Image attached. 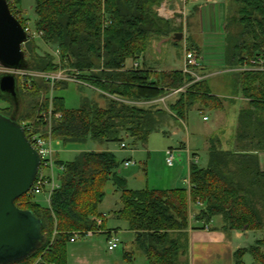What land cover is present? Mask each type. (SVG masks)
<instances>
[{
  "label": "trees",
  "instance_id": "obj_1",
  "mask_svg": "<svg viewBox=\"0 0 264 264\" xmlns=\"http://www.w3.org/2000/svg\"><path fill=\"white\" fill-rule=\"evenodd\" d=\"M161 1H36L35 26L44 32L48 44L57 46L61 58L57 62L51 52L40 54L36 40H32L25 49L28 69H96L93 84L107 98L105 106L84 99L78 109H66L64 98L55 96V109L63 114L53 125L55 139L64 143L90 138L122 143L125 136H130L135 142H147L149 135L168 120H185L195 106L202 111L224 109V99L212 93L206 79L197 81L194 75L181 70L126 69L127 60L142 57L153 40L171 38L182 31L158 15L155 5ZM234 1L240 6L236 19L239 32L234 46L228 48L227 60L233 62L230 66L242 67L248 59L260 56L264 60V0ZM227 20L226 30L233 36L227 28L234 18ZM68 84L58 83L54 90ZM239 86L241 94L249 99V107L239 114L238 149L224 150L219 139H211L208 165H190V189H128L127 180L118 172L122 161L111 150L83 151L74 160H58L64 168L62 181L52 193L49 206L36 202L30 194L16 201L20 208L32 210L41 219L46 240L29 257L10 264H67V243L73 233L98 230L94 217L103 219L98 206L109 181L122 191L123 208L117 216L128 221L136 235L135 244L149 264H190L193 220L205 228L221 216L226 231L264 230L257 207V202L264 200V170L255 153L264 150V70L241 71ZM180 88L186 91L168 109L139 104L153 102ZM51 90L44 81L30 90L21 87L23 104L18 121L35 119L39 109L49 103ZM13 110L14 106L3 113L11 115ZM191 204L198 206L193 219ZM104 225L103 219L101 227ZM247 253L256 263L264 264V238L236 250L234 264H246ZM125 257L126 264H133V253Z\"/></svg>",
  "mask_w": 264,
  "mask_h": 264
},
{
  "label": "rangeland",
  "instance_id": "obj_2",
  "mask_svg": "<svg viewBox=\"0 0 264 264\" xmlns=\"http://www.w3.org/2000/svg\"><path fill=\"white\" fill-rule=\"evenodd\" d=\"M36 1L37 0H20L19 4H17L25 18L30 19L33 25H35L38 19L35 12ZM232 1L231 9L225 17L222 16L219 10L220 5L215 8L211 7L212 14L210 13V17L213 19L212 28L210 29V26H207L203 35L196 34L193 37V42L201 46V52L191 46V42L186 40V38L175 43L171 37L153 40L144 56L150 54L156 48L158 49V44L156 48L153 46L156 42L158 43V41L168 39L169 46L162 48V50L167 51L169 49L171 56L178 58V61L182 62V58L185 57V49L188 47L195 50L197 55H199L200 65L205 62L208 66L207 73H214L217 70H222L228 65V48L234 46L236 43L234 41L237 39L239 32V25L236 19H238L239 16L238 11L240 6H238L234 0ZM229 17L234 18L233 23H230V28H227L232 31L233 36L228 34V31L223 25L225 23L223 21L224 18L228 23L227 19ZM36 42L39 46L40 54H45L47 52L54 54V51L57 50V46L48 44L43 38L37 39ZM164 54H162V57H167L166 53ZM228 62H230V60H228ZM231 76L233 75L231 74ZM227 77L228 76L222 77V75H216L210 77L208 81L212 89L216 92H224L225 94L233 95V86L230 84L232 78ZM39 82L41 81L39 80L36 83L38 84ZM172 92H174V90L170 91L167 95ZM18 94L19 97L15 100L0 91V112L13 109V104L15 103L21 102V105L23 104L19 82ZM54 95L64 98L66 109H78L84 99L95 100L101 106H105L107 103V98L102 96L99 91L73 82H70L65 88L54 90ZM164 98L165 96L155 101H164ZM151 103L154 104L156 102ZM167 103L169 102L167 101ZM229 105L230 108L227 114L228 120L226 125L223 126V128H225H222V130H224L223 134L220 129L219 131L215 130L216 134L211 131V135L214 134L212 136L213 139H224V148L233 150L235 148L234 144L237 131L235 130V125L234 128H232V125L234 123L238 124V112L239 108L242 106V102L237 100L235 104ZM158 107L164 108L165 106L163 107L162 104H158ZM202 117L203 113H200L197 109H192L189 111L185 120H172L170 124H163L159 129L152 132L147 142H135L132 137L125 136L123 142L127 144L126 148H123L120 142H101L92 138L84 142L68 143L54 139L52 143L55 152L53 170L46 169L45 172L48 175H54L56 184L60 185L63 170L58 164V160H74L76 156L83 151L111 150L115 152L119 161H123L125 158H131L132 164L130 166L125 167L124 162H122L118 170L119 175L127 180L128 189H187L189 188V184L185 182V177L188 178L190 171L186 173L187 171L182 169L179 160V154L185 152L183 146L189 144L191 141L190 147L200 153L199 165L201 167H206L209 163V156L204 149V143L208 133L207 130L213 127V119L205 122ZM249 144L254 147V144ZM170 149L174 150L176 156L175 163L172 166L168 165L166 160L167 151ZM182 172L183 175L181 176L180 185L176 187V185H173V181H175L176 177L182 174ZM104 191L105 196L98 206V213L104 215L103 219L105 220V227H107V229H112V231L117 230V234L121 239L120 245L115 250L110 251L108 248L107 232H97L93 236L79 237L76 242L70 241L67 243V264H123L122 262L126 261L125 254L128 252L135 253V257L137 258L136 264H149L146 256L139 251L135 244V235L131 232L128 221L117 216V212L123 208L122 191L118 189L112 181L107 183ZM34 200L45 207L50 205L46 192L36 194ZM194 205L195 204H191L192 211H194ZM257 207L261 211L264 220V200L263 203L257 202ZM193 215L194 214L191 215L192 219L194 218ZM217 218L218 216L215 217V220ZM255 236L258 239L264 238V230L248 233V236L245 238L247 239L246 244L248 247L255 244ZM244 261L246 264H258L254 261L250 253L245 255Z\"/></svg>",
  "mask_w": 264,
  "mask_h": 264
},
{
  "label": "crops",
  "instance_id": "obj_3",
  "mask_svg": "<svg viewBox=\"0 0 264 264\" xmlns=\"http://www.w3.org/2000/svg\"><path fill=\"white\" fill-rule=\"evenodd\" d=\"M232 3H233L232 0H162L158 5L155 6V10L160 17L170 20L175 27L181 28L182 31L180 32L184 33L183 39L186 38V40L191 42V46L195 47L199 52H201L202 51L201 46L193 42V37L196 34L203 35L207 26H210V29L212 28L213 19L210 17V13L212 14L211 7L215 8L216 6L220 5L219 10L222 16L225 17V15H228ZM223 21L225 22L223 25L226 29L227 21H225V18ZM168 41H169L168 39H163L161 41H158V43L156 42L153 46L156 48L158 44V49L156 48L150 54H147L145 56L143 55L142 57L136 60L133 59L127 60L125 65L126 69H132L135 62H138L140 64L141 69L146 68V69H151L153 71H174V70L184 71L185 57H183L182 62H180L178 61V58H176L175 56H171L169 49L167 51L162 50V48H166L167 46H169ZM164 53H166L167 57L165 56L162 57V54ZM227 63L228 65L225 66L222 70H217L214 73H207L208 66L205 64V62H203L198 68H195V73L200 75L202 79H206L207 81L210 77H214L216 75H222V77L228 76L227 78L231 77L232 81L230 84H232L234 91L233 95H228L225 94L224 92H216L214 89H212L211 85L209 84L212 93L224 99V104H225L224 109L218 111H211V110L202 111L200 110L199 106H195L193 108L199 110L200 113H203V117H202L203 121L208 122L211 119H213V124H212L213 127L207 130L208 133L204 143V149L206 150L208 156H209L210 141L211 139H213L212 136L214 135V134L211 135V131L215 133V130L219 131L221 129V133L223 134L224 130H222V128L223 126L226 125V122L228 120L227 114L230 108L229 104H235L237 100L242 102V106L239 108V112H238V124L234 123L232 125V128H234L235 125L236 131L239 125V114L241 110L249 107V99L245 98L241 94L240 86H239V73L244 70H242V67L229 66L230 63H233L232 61L228 62L227 60ZM231 74L233 76H231ZM185 91L186 89L178 93H170L169 95L165 96L164 101L159 100L153 102H156L154 104L157 105L162 104L163 107L165 106L164 109H168L169 108L168 106L173 104L179 98L180 94ZM167 101L169 103H167ZM139 104L148 106L152 103L140 102ZM205 117L207 119H205ZM172 120H179V119L176 118V119H171L170 121L168 120L166 124H170ZM219 140L221 142L222 148L224 150H228L224 148V144H223L224 139L223 140L219 139ZM190 144L191 141L189 142V144L187 145L185 144L183 146L185 152L179 154L181 167L182 169L187 171L186 173H189L190 165L192 164V162L198 163L200 158L199 155L200 153L197 150L192 149L190 147ZM234 146L235 148L233 150H237L238 149L237 141H235ZM255 153L258 156L261 169L264 170V150ZM129 160L131 161V158H125L122 161L124 162L125 167H127L125 164L126 161ZM182 175L183 172L182 174L176 177L175 181H173V185L179 187L178 185H180ZM185 182H188L189 184L188 189H190L189 176L188 178L185 177ZM194 206L195 207H193L194 208L193 214L198 209L197 208L198 206L196 205ZM105 225L102 229L106 231L112 230V229H107ZM223 225L224 223L221 216H218L216 220L214 218L212 223L210 225H207L205 228H203L202 227L203 225L200 222H197L196 220L192 222V228L190 229V252H189L190 264H234V256H233L234 252L239 248L248 247L246 244L247 239L245 238L246 236H248L249 232H255V231H237V230L226 231L223 229ZM131 232L135 235V232H133L132 230ZM256 240H258L257 237L255 241ZM133 255H134L133 264H136L137 258L135 257V253H133ZM122 263L126 264L127 260Z\"/></svg>",
  "mask_w": 264,
  "mask_h": 264
},
{
  "label": "water",
  "instance_id": "obj_4",
  "mask_svg": "<svg viewBox=\"0 0 264 264\" xmlns=\"http://www.w3.org/2000/svg\"><path fill=\"white\" fill-rule=\"evenodd\" d=\"M183 32L173 40L181 41ZM28 36L13 14L8 0H0V64L6 68L28 69L23 44ZM18 77L0 75V91L18 99ZM21 102L11 115L0 112V264L19 262L29 257L46 240L42 221L32 210L22 209L16 201L28 194L37 178L41 157L18 121Z\"/></svg>",
  "mask_w": 264,
  "mask_h": 264
},
{
  "label": "built area",
  "instance_id": "obj_5",
  "mask_svg": "<svg viewBox=\"0 0 264 264\" xmlns=\"http://www.w3.org/2000/svg\"><path fill=\"white\" fill-rule=\"evenodd\" d=\"M9 4L12 5L14 10V15L20 20H23L22 23L24 30L28 36V40L23 44L24 50L26 49V45L28 42L32 40H37L43 38L44 32L38 30L35 25L30 21V19L25 18L21 10H19L18 5L15 0H8ZM56 58L57 62H60L61 52L57 48L53 54ZM200 66L199 63V55H197L196 51L192 48L185 49V69L184 72L191 73L194 75L195 79L202 80L201 76L195 73V68ZM133 69H140V64L135 62ZM242 70L251 71V70H264V60L259 56L254 59H248L244 66H242ZM97 72L96 69H79L75 67H67L60 68L57 71H39L33 69H25V70H16L11 68H6L0 64V75L5 73H13L19 79V84L24 90L32 89L36 82L44 81L51 85V92L49 96V103L46 107H42L39 109L35 119L29 121L20 122L25 128L26 135L33 146L38 151L41 157V165L39 169V173L37 178L28 194L35 197L36 194H40L46 192L48 195V200L50 203L52 193L55 189L59 188L60 185L56 184L54 175H48L45 171L46 169H52L54 166V150L52 147V143L55 139L53 134V125L55 121L60 120L63 117L61 112L56 111L54 106V86L61 82H73L79 85L87 86L93 88L96 91H99L100 94L103 92L99 90L94 84L93 81L96 80L94 77V73ZM180 91H184V88L176 89L172 93H178ZM108 95V94H107ZM110 96V95H109ZM205 119H207L205 117ZM123 148L127 147L125 142L121 143ZM167 163L172 166L175 163L176 156L173 149L167 151ZM126 166L132 164V162L126 161ZM62 170L64 169L61 166ZM200 204V203H199ZM97 222L98 230H88V231H78L73 233V237L71 238L72 242L77 241L79 237L82 236H93L97 232H107L108 234V248L110 251L115 250L121 243V239L117 234V231H106L102 229L101 225L103 223V219L99 217H94Z\"/></svg>",
  "mask_w": 264,
  "mask_h": 264
}]
</instances>
